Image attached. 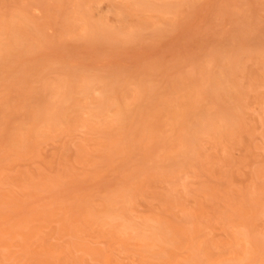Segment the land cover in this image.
<instances>
[{
  "label": "rangeland",
  "instance_id": "rangeland-1",
  "mask_svg": "<svg viewBox=\"0 0 264 264\" xmlns=\"http://www.w3.org/2000/svg\"><path fill=\"white\" fill-rule=\"evenodd\" d=\"M0 264H264V0H0Z\"/></svg>",
  "mask_w": 264,
  "mask_h": 264
}]
</instances>
